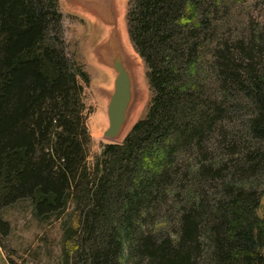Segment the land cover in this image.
Here are the masks:
<instances>
[{
	"label": "trees",
	"instance_id": "16d2710c",
	"mask_svg": "<svg viewBox=\"0 0 264 264\" xmlns=\"http://www.w3.org/2000/svg\"><path fill=\"white\" fill-rule=\"evenodd\" d=\"M223 6L129 1L151 100L127 139L89 166L90 77L65 53L59 0H0V233L10 229L4 212L29 201L41 222L72 209L74 264H264L263 51L226 44ZM227 104L248 110L245 133L228 132ZM178 155L199 169L183 174ZM182 186H219V196H188L173 242L150 223Z\"/></svg>",
	"mask_w": 264,
	"mask_h": 264
},
{
	"label": "rangeland",
	"instance_id": "374dc122",
	"mask_svg": "<svg viewBox=\"0 0 264 264\" xmlns=\"http://www.w3.org/2000/svg\"><path fill=\"white\" fill-rule=\"evenodd\" d=\"M61 10L63 13L62 39L65 53L72 63L83 65L90 77V84L85 85L84 101L87 107L86 125L91 136V147L87 163L92 166L96 158L102 153L103 147L109 144L102 136L94 137L96 133L93 132V127H97L96 117L98 116L103 121L99 128L102 129L101 132L103 131L105 104L99 96L98 88L107 82L106 75L109 74L105 73V68L102 65H100L101 67L96 66L88 53L87 43L92 32L91 22L64 9L63 6ZM217 19L223 23L222 37L227 45L235 46V44L241 42L245 47H249L254 41L263 51L262 62L264 63V0H226V6L220 8ZM143 70L148 97L139 119L145 116L151 100V91L144 63ZM225 101L228 103L229 100L226 99ZM225 107L227 112H225L223 123L226 125L228 132L245 133L246 121L249 115L248 110L243 109L235 115L229 113L228 107H231L230 105L227 104ZM176 159L180 162L183 161V158H180L179 155ZM182 164L183 174L185 168H189L188 170L192 172L199 169V163H196L194 159L187 162L185 160ZM188 170L186 169V171ZM188 175L191 176L192 174L188 171ZM187 186L190 188L191 185L187 184ZM189 188L185 186L177 187L175 193L169 196L168 203L165 206L166 217L159 214L150 223L153 227V233L159 234L160 237L164 235V238L176 242L180 237L177 214L187 206L188 196L193 195L192 197L195 201H198V205L202 199L213 202L219 196L217 191L219 186L214 189L205 187V192L199 195L197 192L190 195ZM257 190L261 194L264 187L260 186ZM72 213L73 211L70 209L60 219L41 222L35 217L33 207L29 201L20 202L6 210L3 218L9 222L10 229L7 235L0 233V264H74V247L77 240L75 229L77 227L70 219ZM68 231H70L69 239L65 236V232ZM201 241H203V237L200 239ZM203 250L204 252L207 251L204 247Z\"/></svg>",
	"mask_w": 264,
	"mask_h": 264
},
{
	"label": "water",
	"instance_id": "95a60500",
	"mask_svg": "<svg viewBox=\"0 0 264 264\" xmlns=\"http://www.w3.org/2000/svg\"><path fill=\"white\" fill-rule=\"evenodd\" d=\"M128 2L129 0H61L64 9L91 22L88 53L96 66L102 65L109 70V75H106L108 80L98 88V93L105 104V114L102 112L105 116L102 136L111 144H122L130 135L139 121L138 117L129 125L131 112L143 98L137 73L141 70L144 81L143 60L135 47L141 62L124 45L119 26L121 19L125 17V21L127 20ZM145 90L148 97V89Z\"/></svg>",
	"mask_w": 264,
	"mask_h": 264
},
{
	"label": "bare ground",
	"instance_id": "6f19581e",
	"mask_svg": "<svg viewBox=\"0 0 264 264\" xmlns=\"http://www.w3.org/2000/svg\"><path fill=\"white\" fill-rule=\"evenodd\" d=\"M119 26H120V30L122 32V38H123V41H124V45L128 49L132 50V52L135 55V57H137L138 60H139V62H141L140 59H139V57H138V55L136 54L135 50L133 49L132 44H131L130 37H129V33H128V28H127L126 21H125V17L120 20ZM98 67H101V66L99 65ZM104 70H105V73L109 74V72H108L109 70H107L106 68ZM137 73H138V79L140 78V84L142 85L143 98L141 97L142 103L140 101L141 104L140 103L137 104V106L132 110L131 115H130V123H129V125L131 124L132 121H136L138 119L140 112H142L141 110H143V108H144L143 106L145 105L146 98H147L146 97V93H145L146 92L145 88L147 89L146 82H145V77H144V81H143L141 70L140 71L138 70ZM100 114H98V115H100ZM102 116H103V114H102ZM99 117L100 116L96 117L97 118V124H96V126H97L96 128L97 129L95 127H93L94 128L93 129V132H94V134L96 133V135H94V137H100V136H102V132H101V130L99 128L101 127L103 121H102V119H99Z\"/></svg>",
	"mask_w": 264,
	"mask_h": 264
},
{
	"label": "crops",
	"instance_id": "0c3cea01",
	"mask_svg": "<svg viewBox=\"0 0 264 264\" xmlns=\"http://www.w3.org/2000/svg\"><path fill=\"white\" fill-rule=\"evenodd\" d=\"M60 4H61V0H60ZM62 5V4H61ZM62 7V6H61Z\"/></svg>",
	"mask_w": 264,
	"mask_h": 264
}]
</instances>
